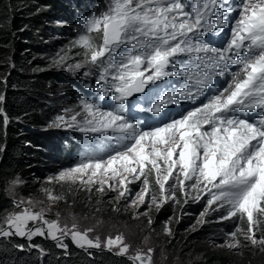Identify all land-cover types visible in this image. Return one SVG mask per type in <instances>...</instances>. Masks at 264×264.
I'll return each mask as SVG.
<instances>
[{
	"label": "snow or ice",
	"instance_id": "6c2138e0",
	"mask_svg": "<svg viewBox=\"0 0 264 264\" xmlns=\"http://www.w3.org/2000/svg\"><path fill=\"white\" fill-rule=\"evenodd\" d=\"M82 25L84 34L70 46L83 49L84 59L68 65V70L86 65L99 69L98 79L104 85L97 89L99 99H111L118 107L106 110L81 99L80 111L70 120L65 115L53 119L48 128L71 129L86 138L75 166L49 177L48 182H79L89 190L97 185L100 192L107 186L117 191L119 199L131 195L129 185L140 181L143 187L131 205L150 201L158 209L169 201L180 202L175 191L179 187L185 204L207 197L197 223L207 222L204 217L209 210H223L221 222L246 220L247 229L238 223L221 247L240 248V237L252 246H264V233L257 237L264 223V0H192L191 4L186 0H109L106 11ZM225 30L228 39L222 46L214 45L212 40ZM68 59L67 54L60 55L53 64L62 67ZM181 76L185 85L171 87L169 80ZM217 77L226 84L217 88ZM137 96L143 97L146 106L140 107L139 101L135 106L161 118L159 124L146 126L125 111ZM182 101L199 104L178 117L163 118L169 105ZM0 115L8 125L3 108ZM90 134L107 143L97 142ZM150 176L158 194L151 191ZM23 183L19 177L12 181L15 186ZM45 192L51 202L62 199L48 189ZM21 205L28 206L0 224V237L29 241L46 237L64 249L68 245L63 238L70 237L81 249L103 247L131 264H153L155 249L129 254L131 245L123 234L102 241L99 235L90 236L94 228L81 230L74 218L71 225L62 224L59 219H47L46 210L36 209L31 201L21 200L17 207ZM30 222L35 226L30 227ZM165 231L171 234L167 226Z\"/></svg>",
	"mask_w": 264,
	"mask_h": 264
},
{
	"label": "trees",
	"instance_id": "16d2710c",
	"mask_svg": "<svg viewBox=\"0 0 264 264\" xmlns=\"http://www.w3.org/2000/svg\"><path fill=\"white\" fill-rule=\"evenodd\" d=\"M101 1L99 7L104 12L109 0ZM80 3L81 0H69V4L65 0H0V95L4 96L0 108L9 119L5 126L0 115V222L16 210L17 204L9 196V188L17 175L23 174L29 181V176L36 178L25 186L27 192L45 191L43 181L48 175L40 164L36 149L40 147L38 134L41 132L38 118L49 103L54 88L68 84L66 79L71 83L72 75H65L56 68L46 69L47 64L40 63L37 56L45 46L42 42L49 36L54 18L71 17ZM69 26L72 27V21ZM79 52L83 53L80 49ZM66 135L68 132L62 143L70 147L72 142L64 140ZM106 199L96 195L86 199L80 193L73 194L61 205L70 204L74 213L83 214L80 217L86 220L94 216L108 222L121 215L122 209L120 204H114V207L109 204L104 209ZM94 208L99 211L93 212ZM114 210L117 212L113 213ZM173 212L166 204L156 211L155 218L158 222L167 221ZM222 214L218 213L216 219ZM188 220L177 221L173 236L163 239L169 254L178 255L185 264H264V253H260L258 246L245 241H241L238 249L218 248L211 242L204 244L197 237L199 229L186 235L192 225ZM224 224L233 230L238 222ZM139 230L143 232L142 228ZM63 243L68 245L67 249L46 237L37 236L31 241L19 236L0 237V264H131L125 256H117L113 251L81 249L68 239Z\"/></svg>",
	"mask_w": 264,
	"mask_h": 264
},
{
	"label": "rangeland",
	"instance_id": "374dc122",
	"mask_svg": "<svg viewBox=\"0 0 264 264\" xmlns=\"http://www.w3.org/2000/svg\"><path fill=\"white\" fill-rule=\"evenodd\" d=\"M66 4H69V0H65ZM74 8L73 6H71ZM82 22V21H79ZM73 25L70 28L71 20L68 17L55 19L52 23V29L49 31V36L43 40L44 48L41 50V53L37 56V60L40 63L47 64L46 69L56 68L62 71L65 75H72L71 83L68 79L65 80L68 84L66 85H58L54 88V91L49 98V104L46 105L43 111L40 112V116L38 118V129L41 131L38 135H40L38 142L40 143V147H36L39 151L38 156L41 161V165L45 167V172L48 175L44 177L46 180L43 181L44 190L48 189L52 192L53 195H57L62 197L59 201L51 202L48 199V194L45 191L41 192H27L25 186L28 183H32L36 180V178L30 177V181L27 178L23 177V174L20 176L17 175L13 180L19 177L24 183L15 186L10 183V194L9 196L15 199L16 204L23 201H31L32 205L35 206L36 209L43 207L46 212V218L49 220L59 219L60 222L68 223L71 225L73 222V218L78 223L81 230L86 228H94L95 231L90 233L91 237L99 235L101 240L103 241L107 236L115 237L118 234H123L125 237V242L131 245L130 253L134 254L137 249H142L147 251L149 247L155 249L152 259L153 264H185L183 259L178 255L169 254V251L166 250L164 246V238L172 237L174 234L173 226L177 221H183L184 218H188V223H192L190 230H186L185 234L187 235L191 230L199 229L200 233L197 234V237L203 241V243H212L214 246L220 248L222 244L226 241V234L230 233L231 229H228L225 226V222L232 223L236 221L238 222L240 227L244 230L247 229L246 220L241 222L236 218H233L229 221H220L219 218L216 219L218 213H222L223 210L213 212L209 210L204 219L207 221L206 223H197L201 219V212L204 211L206 207V199H201L198 202L193 203L191 200L187 204L184 203V196L179 187L175 189L177 199L180 201L179 203L169 201L164 205H169V208L173 210V215L169 217L167 221L156 220L155 214L158 208L155 205H151L150 201L145 205L136 206L131 205V201L135 199L136 194L140 192L143 187L140 181L132 183L129 185L131 189V195H127L124 198H117V191H111L105 186L104 192H100L97 190V185H92L91 190H89L88 186L82 185L79 182L71 183V182H48L49 177H53L58 175L60 171L63 169L74 167L75 164L80 159L81 152V141L85 139V134L80 133L78 131H72L67 128H48V125L55 119L57 115H65L66 119L70 120L72 114L75 111H80L78 107L79 101L81 99H87L91 101L93 98V94L89 92V86H95L97 83L93 82L92 79H95L98 76L99 69L95 68L91 65H86L77 71H69L68 65L80 63L83 61L84 57L79 49L83 51V49L76 47L71 48L70 42L74 41L78 38L79 35L84 34L82 23ZM95 35V34H93ZM69 57L66 63L61 67L53 64V59H58L60 55H65ZM90 71L91 74L88 76L83 75L84 72ZM73 73V74H72ZM74 76V78H73ZM92 102V101H91ZM67 109H71V112H66ZM78 119H80L78 117ZM156 124H150V126H155ZM68 132V135L65 136L66 141L72 139L71 146L65 147L62 143V138ZM93 135L95 139H101L98 135ZM44 172V171H43ZM143 179V178H141ZM151 182V191L153 193L158 194V187L154 182V176L149 177ZM114 183V182H111ZM171 184L172 181H169ZM190 183V182H188ZM65 189L67 190L65 192ZM75 189V190H74ZM84 195L86 199L91 196L100 197V199H106L107 206L103 207L106 209L109 204H120L122 213L121 215L112 218L108 222H104L101 217L95 219L94 216L90 217L88 220L84 219L82 215L78 213H74V209L68 204L66 207L61 205L64 202H67V199L74 195ZM28 205H21L20 208L16 207L15 211L8 213L5 217L10 215L13 212L20 211L23 207ZM99 208H94L93 212H98ZM117 211L114 210L113 213ZM143 213H147V215H143ZM185 216V217H184ZM4 217V218H5ZM106 218V216H104ZM0 224L3 223V220ZM95 219V220H94ZM149 219H151V223H149ZM195 221V222H194ZM194 222V223H193ZM153 224L156 227H153ZM30 227H34L35 225L30 222ZM158 226V228H157ZM169 227L171 229V234H168L165 231V228ZM143 229L141 232L139 229ZM162 228V229H160ZM264 233V223L260 225V231L257 232V237ZM240 234H238L239 236ZM72 240L70 237L63 238L65 240ZM241 241H244L242 237H240ZM260 253H264V246H258ZM103 249V247L101 248ZM115 252V250L113 251Z\"/></svg>",
	"mask_w": 264,
	"mask_h": 264
},
{
	"label": "water",
	"instance_id": "95a60500",
	"mask_svg": "<svg viewBox=\"0 0 264 264\" xmlns=\"http://www.w3.org/2000/svg\"><path fill=\"white\" fill-rule=\"evenodd\" d=\"M88 249H93V250H104V249H95V248H88Z\"/></svg>",
	"mask_w": 264,
	"mask_h": 264
},
{
	"label": "bare ground",
	"instance_id": "6f19581e",
	"mask_svg": "<svg viewBox=\"0 0 264 264\" xmlns=\"http://www.w3.org/2000/svg\"><path fill=\"white\" fill-rule=\"evenodd\" d=\"M107 5V4H106ZM75 9V8H74ZM79 23H82V22H79ZM83 26V25H82ZM56 70V69H55ZM73 74V73H72ZM72 78V77H71ZM73 78H74V76H73ZM49 104V103H48ZM67 144V143H66ZM75 190V189H74Z\"/></svg>",
	"mask_w": 264,
	"mask_h": 264
},
{
	"label": "clouds",
	"instance_id": "9594fccd",
	"mask_svg": "<svg viewBox=\"0 0 264 264\" xmlns=\"http://www.w3.org/2000/svg\"><path fill=\"white\" fill-rule=\"evenodd\" d=\"M45 238V237H44ZM53 241V240H52ZM56 242V241H55ZM88 249V248H87ZM93 250V249H92ZM105 250V249H104ZM96 251H98V250H96ZM100 251H102V250H100Z\"/></svg>",
	"mask_w": 264,
	"mask_h": 264
}]
</instances>
